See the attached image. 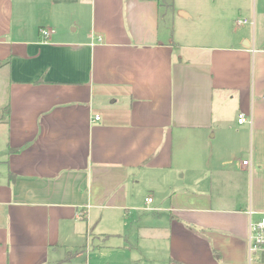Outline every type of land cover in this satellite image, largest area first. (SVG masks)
Masks as SVG:
<instances>
[{"label":"crops","instance_id":"crops-1","mask_svg":"<svg viewBox=\"0 0 264 264\" xmlns=\"http://www.w3.org/2000/svg\"><path fill=\"white\" fill-rule=\"evenodd\" d=\"M232 10L248 24L196 47L165 35L158 0H0V264H98L96 225L140 212L143 189H174L186 166L199 190L172 193L150 249L167 264H264L248 240L264 216V0L200 15Z\"/></svg>","mask_w":264,"mask_h":264},{"label":"rangeland","instance_id":"rangeland-1","mask_svg":"<svg viewBox=\"0 0 264 264\" xmlns=\"http://www.w3.org/2000/svg\"><path fill=\"white\" fill-rule=\"evenodd\" d=\"M212 0H165L162 1V11L165 15L162 19V27L170 25L169 30L163 28L166 31L165 35L170 34L171 38H174L175 42L183 43L188 46H201L207 45L209 41L208 35H211L215 39L218 35L221 37L226 31L229 33L231 31L236 32L240 30L241 27L247 25L245 19L246 15L235 13L232 10L229 15L221 16L219 14H206L205 12L200 15L201 3H210ZM184 7L191 14L193 18L191 20H183L179 18V14L176 9ZM217 15V16H216ZM88 20L86 17H81L79 23V32H75L77 35H81L88 28ZM77 28L74 25L70 28L72 32L73 29ZM52 29V28H49ZM221 39V38H220ZM181 54V51H180ZM111 106H107L106 110L110 112ZM225 110L234 116L236 114V106L233 103H228L225 106ZM198 167L186 166L183 171L178 174L177 182L174 184V189L165 190L167 186H161L157 190L156 195L153 192H147L143 189L141 196L137 198H142V209L140 212H126L123 215H118L112 219H103L100 223L96 225V230L89 237V245H94V249L98 250V245L102 244L108 246V256H103L98 258V264H167L165 260V252L160 250V252L155 253V250L150 249V239L151 236H156L160 239L166 241L168 232L163 226L164 221L169 217V208L172 193L175 191L179 193L185 188L189 187L192 191L197 192L199 190L198 182H190V176L194 171L197 172ZM187 173L185 177L184 174ZM198 176V175H196ZM197 178V177H196ZM209 178V174H208ZM163 191V192H161ZM148 196L155 198L157 206L159 209L158 213L147 212L145 208L144 197ZM141 201V199H140ZM140 203V202H139ZM158 221V230L150 229L148 225L150 223ZM106 233V235H97L99 233ZM87 237L85 236V239ZM145 238V239H144ZM125 239H128L130 245H127ZM161 240L159 244L166 248L167 243ZM153 242V241H152ZM122 244V245H121ZM118 245H121L117 247ZM164 245V246H163ZM74 253V252H73ZM68 254H71L68 253Z\"/></svg>","mask_w":264,"mask_h":264},{"label":"built area","instance_id":"built-area-1","mask_svg":"<svg viewBox=\"0 0 264 264\" xmlns=\"http://www.w3.org/2000/svg\"><path fill=\"white\" fill-rule=\"evenodd\" d=\"M40 33L44 39H49V37L54 33L53 29L49 28H42ZM99 40L101 41L102 38L100 37ZM96 121L101 120L100 115H96ZM238 122L240 124L246 122V116L244 114L239 115ZM245 165L249 164V161L243 162ZM152 199H147L148 203H152ZM249 240V251L250 255H263L264 254V216L258 222H251L250 224V232L248 236Z\"/></svg>","mask_w":264,"mask_h":264},{"label":"trees","instance_id":"trees-1","mask_svg":"<svg viewBox=\"0 0 264 264\" xmlns=\"http://www.w3.org/2000/svg\"><path fill=\"white\" fill-rule=\"evenodd\" d=\"M158 1H160V2H162V1H163V2H165V0H158ZM9 110H10V107H9V106H8V107H6V110H5V111L7 112V111H9ZM12 175H13V174H12ZM12 175H11V176H12ZM69 259H71V257H70V258H68L67 260H69ZM58 264H61V262H60V263H58Z\"/></svg>","mask_w":264,"mask_h":264}]
</instances>
